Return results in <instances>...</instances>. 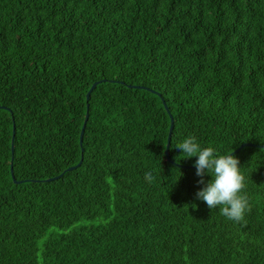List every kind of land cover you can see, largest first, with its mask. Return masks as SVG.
<instances>
[{
	"label": "trees",
	"instance_id": "obj_1",
	"mask_svg": "<svg viewBox=\"0 0 264 264\" xmlns=\"http://www.w3.org/2000/svg\"><path fill=\"white\" fill-rule=\"evenodd\" d=\"M188 137L254 145L243 221ZM0 264H264V0H0Z\"/></svg>",
	"mask_w": 264,
	"mask_h": 264
},
{
	"label": "clouds",
	"instance_id": "obj_2",
	"mask_svg": "<svg viewBox=\"0 0 264 264\" xmlns=\"http://www.w3.org/2000/svg\"><path fill=\"white\" fill-rule=\"evenodd\" d=\"M188 158L198 157L194 167L196 175H205L212 179L206 187L198 191L197 199L202 200L210 209L217 208L228 220L239 223L250 210L247 196L242 194L245 189V177L241 172L239 160L232 155H217L214 148H201L194 137L186 138L177 147ZM145 179L151 182V173H145ZM200 184L205 181L201 179Z\"/></svg>",
	"mask_w": 264,
	"mask_h": 264
},
{
	"label": "water",
	"instance_id": "obj_3",
	"mask_svg": "<svg viewBox=\"0 0 264 264\" xmlns=\"http://www.w3.org/2000/svg\"><path fill=\"white\" fill-rule=\"evenodd\" d=\"M96 85H97V82L93 83L92 86H91V88L89 89L88 93L86 94V100L87 101H88V99L90 97L91 92L96 87ZM87 109H88V105H87ZM87 118H88V114H86V116H85L84 124H83L82 129H81V133H80V144H81V141H82V136H83V132H84V128H85V124H86ZM170 121L171 122H170V128H169V139L167 141V145H166V149H165V155H166L167 160H169V141H170V136H171V132H172V129H173V119H172L171 116H170ZM14 135H15V129L13 128L12 139L14 138ZM247 146H254V145L249 144V143L242 144L234 152H231L232 155L235 154V153H237L241 148H244V147H247ZM11 150L13 151V145L11 146ZM81 162H82V157L80 159V162L76 165V167L79 166L81 164ZM73 168H75V167L69 168L68 170H71ZM193 168H195V167H193ZM10 172H11V176L13 178V182H15L14 177H13L12 164H10ZM56 178H58V177H56ZM50 180H52V179H47L46 181H50ZM16 183H19V182H16Z\"/></svg>",
	"mask_w": 264,
	"mask_h": 264
}]
</instances>
